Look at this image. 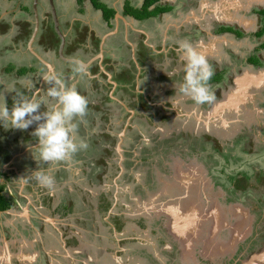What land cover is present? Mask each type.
Segmentation results:
<instances>
[{"label":"flooded vegetation","instance_id":"1","mask_svg":"<svg viewBox=\"0 0 264 264\" xmlns=\"http://www.w3.org/2000/svg\"><path fill=\"white\" fill-rule=\"evenodd\" d=\"M144 1L0 0V36L18 30L0 41V87L23 80L44 89L42 73L57 71L90 101L79 129L89 147L67 161L38 164L26 147L20 158L18 146L37 143L35 124L0 127V185L11 203L0 210L26 208L11 175L22 174L25 162L32 167L25 173L41 167L54 177L55 202L73 220L82 205L87 219L103 211L94 240L75 229L59 234L73 264H264V212L257 217L241 199L251 201L246 192L264 168V5L236 14L223 6L241 9L246 0H196L187 8L179 0ZM183 39L215 70L211 103L175 94ZM77 59L88 68L83 78L70 67ZM6 95L11 108L14 94ZM258 179L264 188V174ZM159 184L164 192L154 197L149 191ZM33 211L38 225L26 232L41 231L46 244L52 235Z\"/></svg>","mask_w":264,"mask_h":264},{"label":"clouds","instance_id":"2","mask_svg":"<svg viewBox=\"0 0 264 264\" xmlns=\"http://www.w3.org/2000/svg\"><path fill=\"white\" fill-rule=\"evenodd\" d=\"M17 31L13 26L0 36V41L10 42ZM177 52L181 53L184 74L178 86L175 82V94L178 90L196 104L211 103L215 94L210 81L215 70L208 58L188 39L178 42ZM70 67L81 78L88 75L87 66L79 59ZM40 78L47 85L44 89L23 80H11L0 87V127L27 130L35 124L31 135L37 143L28 147L37 163L67 161L89 147L88 140L79 135V129L85 123L90 101L74 83L66 82L62 72L44 71ZM7 93L14 94L11 108ZM175 94L169 98L174 108ZM30 176L42 187L51 188L54 184V177L41 167ZM24 182L27 183V179Z\"/></svg>","mask_w":264,"mask_h":264},{"label":"crops","instance_id":"3","mask_svg":"<svg viewBox=\"0 0 264 264\" xmlns=\"http://www.w3.org/2000/svg\"><path fill=\"white\" fill-rule=\"evenodd\" d=\"M169 1H174V0H169ZM164 2H166V0H164ZM158 37H159L158 35H155L154 39ZM18 147L20 149L19 151L21 152L19 153V155H21L20 158H24V155L27 152L26 150L25 152L24 151L22 152V150L24 147L29 149L28 145L18 146ZM19 162H22V160L20 159ZM31 168H32L31 165L24 162L23 170L26 171ZM25 171H23V173L20 174V171L17 170L12 172L11 175H13L12 180L14 179L13 185L17 186L16 191L18 192V195L21 196L22 198L25 197V203H27V206H25L26 208L21 212L17 211L16 209L11 211L0 210V264H33L35 262H39L38 259L48 260V264H55L52 261V259H54L52 257H54L55 254L60 256L63 250L61 251L53 246L48 248L44 242H42L43 247L41 248V245L37 243L43 240L41 231L34 230L29 234L27 232H21L20 234H22L23 244L20 245L17 241V234H15L13 230H11L12 233L11 236H13L14 239L11 242L10 235L4 229L2 221L4 219L10 221L9 227L12 226V229H14V226L16 225H14L13 223L19 218L24 220H27V218L30 219L32 217L31 213L34 212L33 211L34 209V210H38L39 212L41 211L42 215L40 217H42L43 220L42 224H44L47 233H49L50 235L52 234L56 235L59 239L60 238L59 234L60 235L62 234L68 235L70 233L72 234L74 233V229H75V233L84 235L85 232L91 233V231H88L83 226V222L87 220V218L85 217L88 211L86 209L87 205H82L84 206L82 207V209L84 210L83 215L79 214L78 219L73 220V214H71L70 210L68 209L64 210L63 208H59L60 206H58V203L55 202V196L57 193L56 186L53 184L51 188L44 189V187H42L34 178H31L30 174L25 173ZM20 176L24 177V179L20 178ZM16 179H19L20 181H22V183L17 184L18 180ZM25 179H27V183L24 182ZM33 187H37L36 190L39 191L40 194L39 192L34 190ZM34 192H36L35 194L37 196L36 200L34 199L33 196ZM44 194H46V196ZM31 204H34L32 206L33 209L30 206ZM99 208L98 209L95 208L96 210H98L96 218L98 217L99 222L103 223V211L101 208L100 209ZM5 212L7 214H5ZM61 225L64 226V229L61 228ZM102 234L103 232L101 233V235ZM102 245L103 244H100V246ZM70 251L74 253V250L72 248H70ZM63 253L66 255L64 251ZM65 255L62 256L66 257ZM49 259H51V262ZM67 260L69 261L68 264H73L72 260L69 259Z\"/></svg>","mask_w":264,"mask_h":264},{"label":"rangeland","instance_id":"4","mask_svg":"<svg viewBox=\"0 0 264 264\" xmlns=\"http://www.w3.org/2000/svg\"><path fill=\"white\" fill-rule=\"evenodd\" d=\"M179 1H181L183 4H184V6L187 8L188 7V4H189V2H192V1H196V0H179ZM230 1H232V2H234L233 0H230ZM180 4V3H179ZM194 5H196V4H194ZM204 7H208V5L206 4ZM236 10V11H243V10H245V8H244V6H242V8L241 9H239V7H237L236 8V5L234 4V3H230L229 5H226V6H223V8H222V10H225V11H229L230 12V10ZM243 9V10H242ZM243 13V12H242ZM176 15V14H175ZM131 36H134L133 34H131ZM241 139H244L245 140V143L248 141V138H246V136H244V138H241ZM241 155H248V154H243V153H241ZM238 167H239V165L238 166H236L235 168L236 169H238ZM254 169V168H253ZM250 172V170L248 169L246 172ZM254 172H255V170H254ZM148 173H150V175H151V172H148ZM263 175L264 174V168L261 166V171L259 172V171H256L255 172V174H254V176H253V179H252V181H253V183H254V185H255V188L251 191V190H249V191H247L246 192V194L247 193H250L249 195H248V197H250L249 199L251 200V201H248V198L247 199H244L245 198V195L243 194V196H242V201L244 202V205H246L247 207H249V208H251V211H253L254 212V214H256V216L257 217H259V216H261V214H260V211L263 213L264 212V188H260V180L258 179L259 178V175H261V174ZM247 174H249V173H247ZM251 175V174H250ZM143 177V176H142ZM168 178H173L172 176L170 177V176H167ZM176 179V178H175ZM149 186H150V184H148ZM157 187H159V191H158V188L157 189H155L154 191H149V192H151L152 193V195L154 196V197H158L160 194H161V192H164L163 190H162V187L160 186V184L159 185H157ZM226 188V187H225ZM113 190V189H112ZM164 194V193H163ZM231 194H233V192L231 193ZM244 197V198H243ZM144 200H146V201H148V198L147 197H145L144 198ZM231 200V199H230ZM237 200H240L238 197H237ZM231 201H234V200H231ZM241 201V200H240ZM23 204V203H22ZM239 204H240V202H239ZM142 208V206H140L139 207V209H141ZM11 221H13V220H11ZM2 224H3V226H4V229L7 231V233L10 235V240H11V242H12V240L14 239V237L13 236H11V230H13L14 231V233L15 234H17V241H18V243L20 244V245H22L23 244V238H22V234H20L21 233V231L22 232H26V231H28L31 227H33V226H36V225H38V223L33 219H28L27 218V220H24V219H17L13 224L14 225H16V226H14V229H12V226H10L9 227V225H10V221H7L6 219H4L3 221H2ZM42 223L40 222V226H42L41 225ZM83 226H84V228L85 229H87L88 231H91V233H90V235H91V237L93 238V240L95 239V237H94V234L96 233V231L99 233L100 231H103V223L102 222H99V220H97V221H95V219H94V217H91V219H87V220H85L84 222H83ZM27 233H29V232H27ZM48 234V233H47ZM33 235V234H32ZM48 235H50V234H48ZM50 238L51 239H47L46 238V241H47V243H46V245H47V247L48 248H50L51 246H53V247H56L57 249H59V250H61L62 251V246H63V242H61V241H59V239H58V237L56 236V235H53L52 234V236H50ZM61 239V238H60ZM101 239V238H100ZM260 242V243H259ZM259 242H258V244L261 246V244L263 245L264 244V242L261 240H259ZM37 243H39L40 245H41V248L43 247L42 245V242L40 241V242H37ZM16 245V244H15ZM26 250H27V248H26ZM33 250V249H32ZM60 251V252H61ZM63 252V251H62ZM63 255V253H61V255L59 256V255H54V257H52V258H54V259H52V261H53V263H55V264H68V260L66 259V257H64V256H62ZM1 256H2V254H1ZM48 258V257H47ZM103 259H105V260H107V261H109V263H111V260H110V258L108 257V256H105V255H103ZM50 260V262H51V259H49ZM149 261H150V259H149ZM33 264H40V262H35V263H33ZM43 264H48V260H46L45 262H43Z\"/></svg>","mask_w":264,"mask_h":264},{"label":"trees","instance_id":"5","mask_svg":"<svg viewBox=\"0 0 264 264\" xmlns=\"http://www.w3.org/2000/svg\"><path fill=\"white\" fill-rule=\"evenodd\" d=\"M158 1L160 0H145V4L146 5H153L155 3H157ZM110 9V8H109ZM162 9V8H161ZM160 9L156 10L155 13H157ZM114 14V10L110 9L107 13V16L106 18L107 19H110ZM4 190V185H0V208L1 209H6V208H9L11 203L10 201L5 197V195L3 194V191Z\"/></svg>","mask_w":264,"mask_h":264},{"label":"water","instance_id":"6","mask_svg":"<svg viewBox=\"0 0 264 264\" xmlns=\"http://www.w3.org/2000/svg\"><path fill=\"white\" fill-rule=\"evenodd\" d=\"M244 3H245V7H244V8H245V10H246L247 8H249V7L253 6V5H264V0H246ZM36 5H37V3H36ZM36 5H35V6H36ZM35 10H36V11H35V12H36V13H35V14H36V17H38V15H37V14H38L37 7H35ZM242 12H244V10H243V11H241V10H240V11H236L235 13H236V14H241ZM55 17H56L55 19H56V22H57L56 25H57V28H58V30H59L58 17H57V16H55ZM59 31H60V30H59ZM38 261H39V260H38Z\"/></svg>","mask_w":264,"mask_h":264}]
</instances>
